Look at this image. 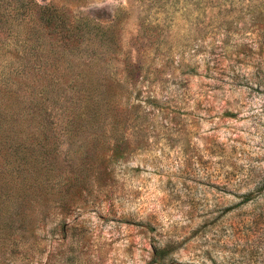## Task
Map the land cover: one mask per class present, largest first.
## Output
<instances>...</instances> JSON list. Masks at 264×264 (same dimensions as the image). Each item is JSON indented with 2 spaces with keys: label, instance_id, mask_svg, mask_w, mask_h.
I'll return each mask as SVG.
<instances>
[{
  "label": "rangeland",
  "instance_id": "374dc122",
  "mask_svg": "<svg viewBox=\"0 0 264 264\" xmlns=\"http://www.w3.org/2000/svg\"><path fill=\"white\" fill-rule=\"evenodd\" d=\"M0 205V264H264V0H0Z\"/></svg>",
  "mask_w": 264,
  "mask_h": 264
},
{
  "label": "trees",
  "instance_id": "16d2710c",
  "mask_svg": "<svg viewBox=\"0 0 264 264\" xmlns=\"http://www.w3.org/2000/svg\"><path fill=\"white\" fill-rule=\"evenodd\" d=\"M42 8H44L45 9V12H44V14L46 15L47 14V16L49 15V13H50V11H48L49 9H50V6H48V5H44V6H42ZM46 11H48V12H46ZM253 170H251V169H249V172L247 173V178H249L250 176H251V172H252ZM2 205H0V207H1ZM1 209V208H0Z\"/></svg>",
  "mask_w": 264,
  "mask_h": 264
}]
</instances>
